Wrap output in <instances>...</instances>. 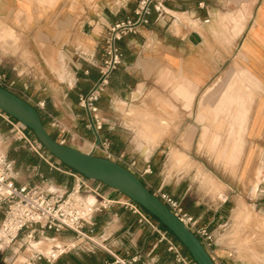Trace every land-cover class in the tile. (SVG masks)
Here are the masks:
<instances>
[{"label": "crops", "instance_id": "1", "mask_svg": "<svg viewBox=\"0 0 264 264\" xmlns=\"http://www.w3.org/2000/svg\"><path fill=\"white\" fill-rule=\"evenodd\" d=\"M137 1L0 0V72L14 80L12 92L33 106L44 102L39 114L54 139L84 152L98 137L107 140L112 160L212 231L216 263L248 264L238 260L229 218L241 211L232 198L238 163L244 177L264 164V0H177L166 5L163 17L153 12L148 24L124 35L118 41L121 63L97 102L103 122L96 134L78 95L97 79L107 26L131 17ZM4 29L10 37L2 35ZM51 116L59 126L51 125ZM17 156L10 161L31 171L30 185L67 192L75 182V171L50 154ZM214 163L219 172L204 165ZM206 175L215 187L203 186ZM86 182L112 201L92 212L83 227L91 228L93 240L118 256L139 254L133 264L172 259L159 234L122 203L128 197L99 181ZM86 198V204L94 201L91 194ZM258 226L264 234V220ZM43 241L54 242L55 250L66 243L42 236L23 251L17 247L18 253H43ZM95 257L86 262L67 251L50 264H90L110 255Z\"/></svg>", "mask_w": 264, "mask_h": 264}, {"label": "built area", "instance_id": "2", "mask_svg": "<svg viewBox=\"0 0 264 264\" xmlns=\"http://www.w3.org/2000/svg\"><path fill=\"white\" fill-rule=\"evenodd\" d=\"M175 1L177 0H138L131 17L115 21L107 26L102 35L100 57L96 63L97 79L86 92L78 95L77 101L78 106L86 113L87 126L96 134L101 129L103 122L99 115L97 102L108 88L111 73L122 60L118 41L124 35L135 33L140 26L148 24L153 12L157 18L163 17L166 14V5ZM13 83L14 80H8L6 75L0 72L1 87L10 90ZM34 107L39 113V109L43 110L44 108V102L38 101ZM0 117L11 125L17 121L2 110H0ZM50 123L52 126H59L58 120L53 116H51ZM27 142L29 148L38 157L45 158L38 145L29 140ZM59 142L65 144V139H61ZM91 153L112 159L108 141L101 140L99 137L98 143H93ZM75 175V182L67 192L48 190L28 183H17L12 175V163L0 149V249L7 248L19 239L28 243L30 240H36V236H44L47 232L60 234L69 231L75 233L86 243L101 247L110 255V258H104L100 262L90 264H133L138 261L139 254H134L128 258L118 256L105 245L90 237L91 228L88 229V232L83 229L86 224L90 223L89 218L92 212L108 206L112 201L92 189L86 182L90 179L76 171ZM87 194H91L94 201L86 205ZM155 195L199 238L212 257V246L215 242L212 231L207 226L198 224L196 219L184 211L179 202L170 195L162 191H158ZM122 203L133 212L139 213L142 219L159 234V240L166 243L167 250L172 253V259L164 264H196L189 255L181 252L178 243L175 241L176 238L171 236L165 227H159L160 222L158 220L154 223L151 222L142 214L143 208L132 200ZM73 247L74 244L62 243V247L57 253L50 257L44 256L38 251L32 252L22 264H43L42 261L50 264L55 257Z\"/></svg>", "mask_w": 264, "mask_h": 264}, {"label": "rangeland", "instance_id": "3", "mask_svg": "<svg viewBox=\"0 0 264 264\" xmlns=\"http://www.w3.org/2000/svg\"><path fill=\"white\" fill-rule=\"evenodd\" d=\"M10 36L11 35L8 37ZM1 45L2 44L0 43V46ZM27 140L38 145L40 151H42L45 157L48 155V152L37 141L30 129L23 126L18 121H15L14 125H11L3 119H0V149L9 160L12 159V156L20 157L17 156V154L23 151L35 154L29 148ZM15 163L12 164V175L14 180L17 183H26L30 180V176H32L31 171L22 165L19 166ZM204 165L216 168L218 172L220 171L219 168L221 165L218 163ZM222 165V167H224L227 164ZM240 166L241 164L238 163V180L236 181L232 198L234 205H237L238 209H241V211L237 215L234 214L229 218V223L232 228L235 229L232 236L234 243L238 246V260L242 259L248 264H264V234L258 226V221L262 222L264 220V164L259 165V167L256 164V167L258 168L255 169L254 174H252V176L250 174L246 177H244V173H240ZM202 170L203 176H205L204 173H206L207 170H205V168ZM198 172L199 170L197 173ZM209 178L212 179L211 177ZM202 181L203 186L206 187V189L216 186L215 180L207 179V175ZM254 188L255 190L253 191ZM65 234L69 237L67 240L60 238L58 234L49 232L44 236L51 237V235H55L60 241L66 242V244L75 243L74 247L68 252H79L86 262L96 260L97 257H95V254L101 256L104 255L105 251L101 247L86 243L73 232L66 231ZM171 236L173 235L171 234ZM41 237L36 236V240ZM178 245L182 253L189 255L179 241ZM26 246L27 242L19 239L7 248H4L3 250L0 249V264H22L25 260L24 256L27 258L29 254L23 255L18 253L17 247L23 251Z\"/></svg>", "mask_w": 264, "mask_h": 264}, {"label": "water", "instance_id": "4", "mask_svg": "<svg viewBox=\"0 0 264 264\" xmlns=\"http://www.w3.org/2000/svg\"><path fill=\"white\" fill-rule=\"evenodd\" d=\"M0 110L30 129L41 146L62 164L118 190L141 206L176 237L196 264H216L199 238L131 170L112 159L60 143L46 130L32 104L1 86Z\"/></svg>", "mask_w": 264, "mask_h": 264}, {"label": "bare ground", "instance_id": "5", "mask_svg": "<svg viewBox=\"0 0 264 264\" xmlns=\"http://www.w3.org/2000/svg\"><path fill=\"white\" fill-rule=\"evenodd\" d=\"M4 30H5V31H4L5 34L2 33V35H6V34H7L6 36L8 37V36L10 35V34H9V33H10L9 30H8V29H7V30L4 29ZM86 205H87V204H86ZM53 243H54V242H53ZM53 243L50 244V243L47 242V241H46V242L43 241V242L40 243V244L43 246L42 252H43L44 254H46L48 257L54 255L55 252L57 253V251L62 247V245H61V246H57V247H56V250H55V249H54L55 247L52 248V246H51ZM55 244H56V243H55ZM71 244H74V243H71ZM38 245H39V244H38ZM36 247H37V246H36ZM40 247H41V246H40ZM29 248H30V247H29ZM38 249H39V247H38ZM39 250H40V249H39ZM40 251H41V250H40ZM34 252H37V251H34ZM38 252H39V251H38ZM31 253H32V252H31ZM31 253H29V254H31ZM40 253H41V252H40ZM43 253H42V254H43ZM44 254H43V255H44ZM46 255H44V256H46ZM25 259H26V257H25ZM24 261H25V260H24ZM24 261H23V262H24Z\"/></svg>", "mask_w": 264, "mask_h": 264}, {"label": "trees", "instance_id": "6", "mask_svg": "<svg viewBox=\"0 0 264 264\" xmlns=\"http://www.w3.org/2000/svg\"><path fill=\"white\" fill-rule=\"evenodd\" d=\"M49 154V153H48ZM170 234H171V232H170ZM176 238V237H175ZM177 240V239H176ZM185 249V248H184ZM185 251H186V249H185ZM187 252V251H186Z\"/></svg>", "mask_w": 264, "mask_h": 264}]
</instances>
